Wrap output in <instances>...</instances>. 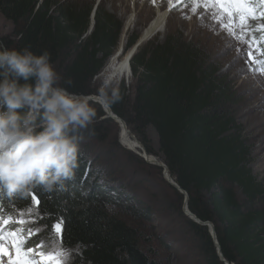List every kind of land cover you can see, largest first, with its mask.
<instances>
[{
	"label": "trees",
	"instance_id": "trees-1",
	"mask_svg": "<svg viewBox=\"0 0 264 264\" xmlns=\"http://www.w3.org/2000/svg\"><path fill=\"white\" fill-rule=\"evenodd\" d=\"M0 14L13 26L0 36V46L29 47L37 54L47 50L64 87L78 95H99L94 78L113 55L123 30V23L104 3L95 7L73 0H0ZM139 38L129 39L126 49ZM220 70L206 50L177 31L163 42L148 41L137 48L131 59L134 91L123 80L118 86L122 99L110 107L147 151L167 164L175 182L189 195V209L202 221L214 223L225 259L231 264H264V180H258L250 166L249 140L234 108L240 97ZM91 105L97 114L89 129L79 133L74 175L52 191L37 186L30 192L8 193L0 188V224L9 218L28 220L20 213L32 208L36 224L10 223L4 229L39 226L41 232L32 237L36 244L48 230L45 226L62 217L65 232L60 244L72 249L68 264H172L159 255L150 232L131 226L114 209L125 199L134 202L132 194H138L139 186L128 189L126 181L120 184L123 189L95 184L94 174L105 172L93 168L89 154L106 158V167L119 165L124 157L142 169L149 164L118 141L114 150L97 152L96 143L109 139L101 130L107 120L100 104ZM149 128L157 134L156 144L148 137ZM167 184L179 204L176 219L185 224L176 231L182 230L195 243L206 264H224L209 228L185 215L184 195ZM32 195L41 201L39 206L32 203ZM129 210L135 215L151 212L132 205Z\"/></svg>",
	"mask_w": 264,
	"mask_h": 264
},
{
	"label": "rangeland",
	"instance_id": "rangeland-1",
	"mask_svg": "<svg viewBox=\"0 0 264 264\" xmlns=\"http://www.w3.org/2000/svg\"><path fill=\"white\" fill-rule=\"evenodd\" d=\"M73 1L82 5L93 4L95 7L99 3H104L106 10L116 15L123 23V30L113 55L107 60L102 71L94 78V86L99 87V90L107 83L119 86L124 80L126 86H128L131 93H133L135 80L131 67L130 79H121L119 81L118 78H115L114 80L116 81H108V79H105L104 75L106 66L110 59L116 54H125L135 47L140 38L135 45L127 50L126 46L128 40L136 35L141 37L143 29L147 27L160 9L166 13L164 30L147 40H143L142 45L148 41L154 40L163 42L168 36L174 35L177 31H180L184 34L186 39L206 50L209 58L215 61V63L221 67L220 71L228 76L229 81L240 97L238 106L234 108L236 109L237 107L236 113L238 123L242 126L249 140L251 150L250 166L257 179L264 180V72L259 70L260 68H264V64L256 65L251 62H246L248 60L246 44H242L237 39L231 37L227 30L222 28L219 23L215 22L212 16L208 12H205L202 7H197L196 12H193L194 0H155V2H153V0ZM131 16V28L126 30V21ZM93 22L94 19L92 17L91 24ZM249 22L252 24L257 23V21L251 20ZM259 23H264V20L259 21ZM12 27V23L0 14V36L7 33ZM253 55H257L255 50H253ZM257 58L264 59V57ZM92 102L95 101H90L89 103L91 104ZM102 118L103 120H107V122L101 125V130L104 131V135L108 136L109 139H107V142L104 144L96 143L99 147L97 152L114 150L115 141H118L120 145L122 143L120 124L114 119L106 117V115ZM128 129L132 136L138 138L129 127ZM147 133L151 141L156 144V132L149 128ZM138 140L141 143L139 138ZM89 156V158L93 160V168L99 171L104 170L105 172V174H94V176L98 177V181L95 184L99 183L98 185L123 189L120 187V184L126 181L128 189H136L139 186V189L137 188L138 194L134 195L131 193L135 199L134 202H132L131 199L124 200L123 197V204H119V207L118 205L113 207L118 210L117 212H119L122 217H125L124 220H127L131 226L151 233L153 246L159 251V255L163 259L171 261L172 264H206L199 251L196 249L195 243L192 242L182 230H179L182 226L185 227V224L181 220L176 219L179 214L176 206L179 207V204H175V196L168 187L166 179L163 176L164 169L162 167L150 164L140 156L138 157L150 166L144 165L143 169L141 164L135 163L133 166L132 163H128L125 160L126 157H124L120 160V163H118L119 165L106 167V164H108V160L104 161L106 158L98 160L93 154H89ZM93 180L92 178V181ZM237 193L239 194V190H237ZM239 197H241L240 194ZM130 205L139 210L144 207L151 208V212L149 214L141 213L135 215L131 211L134 209L129 210ZM181 208L183 211V206ZM114 212L116 211L114 210ZM187 217L192 220V217ZM175 227H180L177 229L179 230L178 232ZM180 241L183 242V245L180 244ZM141 246H143L144 250L148 249L143 238H141ZM158 251L155 252L158 254ZM8 261L9 259L7 261L4 259L0 264H8Z\"/></svg>",
	"mask_w": 264,
	"mask_h": 264
},
{
	"label": "clouds",
	"instance_id": "clouds-1",
	"mask_svg": "<svg viewBox=\"0 0 264 264\" xmlns=\"http://www.w3.org/2000/svg\"><path fill=\"white\" fill-rule=\"evenodd\" d=\"M121 99L112 83L99 90L105 107ZM96 114L88 97L63 86L49 51L0 46V188L52 191L72 177L79 133L89 129Z\"/></svg>",
	"mask_w": 264,
	"mask_h": 264
},
{
	"label": "snow or ice",
	"instance_id": "snow-or-ice-1",
	"mask_svg": "<svg viewBox=\"0 0 264 264\" xmlns=\"http://www.w3.org/2000/svg\"><path fill=\"white\" fill-rule=\"evenodd\" d=\"M197 7H202L208 12L231 37L247 45L246 62L264 64V59L257 58L264 57V23H259L264 20V0H194L192 11L196 12ZM250 20L257 23L252 24ZM253 50L256 51V56L253 55ZM259 70L264 72V68ZM31 201L36 206L41 203L35 195L31 196ZM32 211V208H29L27 213H20L21 217L28 215L30 217L28 220L21 218L13 222L9 218L0 224V259L8 256V264H68L72 249L60 244V239L64 238L62 234L65 232L62 217L50 226H45L48 230L36 244L32 243V237L41 232L39 226L27 229L12 227L5 231L4 226L10 223L20 226L36 224L37 220L32 218ZM9 246L14 256L10 254Z\"/></svg>",
	"mask_w": 264,
	"mask_h": 264
},
{
	"label": "bare ground",
	"instance_id": "bare-ground-1",
	"mask_svg": "<svg viewBox=\"0 0 264 264\" xmlns=\"http://www.w3.org/2000/svg\"><path fill=\"white\" fill-rule=\"evenodd\" d=\"M165 14L161 9L158 11V14L149 22L146 28L143 29V32L141 34V37L139 40H147L151 38L152 36L156 35L157 33H161L164 30L165 25ZM132 23V16L127 19L126 21V30L131 28ZM130 26V27H129ZM133 49L128 51L125 54L118 53L115 56H113L108 65L106 66L105 70V79L108 81H116L115 78H118L119 81L121 79H130L131 78V53ZM122 127V125H120ZM121 140L122 144L126 145L129 148L136 149L143 151V149H146L145 145L140 143L138 138L132 136V134L129 133L128 128L124 129L121 133ZM192 217V216H189ZM193 218V217H192Z\"/></svg>",
	"mask_w": 264,
	"mask_h": 264
},
{
	"label": "water",
	"instance_id": "water-1",
	"mask_svg": "<svg viewBox=\"0 0 264 264\" xmlns=\"http://www.w3.org/2000/svg\"><path fill=\"white\" fill-rule=\"evenodd\" d=\"M93 26H94V22L92 23V25L90 27L91 30L93 29ZM142 43H143V40H139V42L135 45V47L133 48V51L131 53V55H132L131 58L134 56L135 52L137 51V48ZM81 96H85V95H81ZM86 97H88L89 102L90 101H95V102L100 103L103 106V108H104V111L106 113V117H110V118L114 119L115 121H117L120 125H122L121 132L124 129L128 128L127 122L122 117H120L119 115H117L116 113H114V111L111 109V107H105L101 102H99V96H86ZM120 143H121V141H120ZM121 145L123 147H125L126 149H128V150L132 151L133 153H135L137 156H140L141 158H143L148 163L153 164V165H157V166L162 167L164 169L163 176L166 179V181L170 185H172L173 187H175L185 197L184 203H183V211L185 212V214L187 216H192L193 217L192 220L195 221L196 223H198V224H200L202 226H206V227L209 228V232H210V234L212 236L214 245H215V247L217 249V253H218L221 261H223L224 264H231L228 260L225 259L224 255H223L221 246H220V244L218 242V239H217V233H216V229H215L214 223L212 221H202L201 219H199V217L196 214H194L189 209V206H188L189 195H188V193L184 189H182L175 182V180L173 179V177H172V175L170 173V170H169V167L167 166V164L161 158L157 157L156 155L150 154L147 151V149H143V151H140V150H136V149L129 148L126 145L124 146L122 143H121Z\"/></svg>",
	"mask_w": 264,
	"mask_h": 264
}]
</instances>
